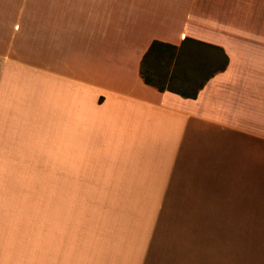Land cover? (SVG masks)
<instances>
[{"label": "crops", "instance_id": "obj_1", "mask_svg": "<svg viewBox=\"0 0 264 264\" xmlns=\"http://www.w3.org/2000/svg\"><path fill=\"white\" fill-rule=\"evenodd\" d=\"M122 2L20 6L0 52V264H264V0L226 35L172 0ZM154 41L177 48L172 80Z\"/></svg>", "mask_w": 264, "mask_h": 264}, {"label": "rangeland", "instance_id": "obj_2", "mask_svg": "<svg viewBox=\"0 0 264 264\" xmlns=\"http://www.w3.org/2000/svg\"><path fill=\"white\" fill-rule=\"evenodd\" d=\"M29 10L35 9L36 6L52 5L55 0H28ZM133 0H123L122 4L131 3ZM142 3V0H140ZM147 1V0H146ZM161 4L164 1L171 0H151ZM172 5H184L187 6L188 10L193 11V16L195 18V24L203 18V22L209 23L211 25L214 23L216 27L219 25V31L221 34L226 35L227 23L229 14L235 18V22L243 23V8L245 0H172ZM27 3V0H0V52H3L8 46V42L13 38V31L19 27V9L23 3ZM159 2V3H158ZM247 2V0H246ZM31 15H36L34 12H27V19H31ZM38 16V15H37ZM26 19V20H27ZM216 24V25H215ZM23 26V25H22ZM17 27V28H16ZM23 27H26L24 25ZM18 30V29H17ZM242 31V28L241 30ZM242 35V33H240ZM160 67L164 68V62L160 60ZM50 176L48 174H39V181H48ZM52 195V190L50 189H39V198H50ZM188 239H191L189 237Z\"/></svg>", "mask_w": 264, "mask_h": 264}, {"label": "trees", "instance_id": "obj_3", "mask_svg": "<svg viewBox=\"0 0 264 264\" xmlns=\"http://www.w3.org/2000/svg\"><path fill=\"white\" fill-rule=\"evenodd\" d=\"M176 47L169 45V44H165V43H161L158 41H154L153 44L151 45V48L148 52V54L151 52H158V59L162 60V62H164V72H165V79H169L172 80L175 75L174 72L176 71V67H174V58H175V51H176ZM162 53H164V55H162ZM166 53V54H165ZM147 54V56H148ZM160 54V55H159ZM174 67L173 70H171V67ZM176 65V64H175ZM141 77L143 78L144 82L148 85L151 86H155L157 88H159L160 91H163L165 89V86H159V83H156L152 78H150L149 76L146 75V72L144 70V67H141ZM208 77H206L204 79V81L200 84V88L205 84V82L207 81ZM167 88L169 90H172V87L170 85V81L167 85ZM184 97H192V98H196L197 97V91L192 93V94H181Z\"/></svg>", "mask_w": 264, "mask_h": 264}]
</instances>
